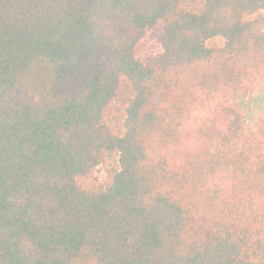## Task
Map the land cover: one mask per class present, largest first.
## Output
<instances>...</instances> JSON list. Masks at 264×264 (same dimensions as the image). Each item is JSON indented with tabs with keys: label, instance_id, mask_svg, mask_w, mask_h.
<instances>
[{
	"label": "trees",
	"instance_id": "1",
	"mask_svg": "<svg viewBox=\"0 0 264 264\" xmlns=\"http://www.w3.org/2000/svg\"><path fill=\"white\" fill-rule=\"evenodd\" d=\"M0 264H264V0H0Z\"/></svg>",
	"mask_w": 264,
	"mask_h": 264
},
{
	"label": "rangeland",
	"instance_id": "2",
	"mask_svg": "<svg viewBox=\"0 0 264 264\" xmlns=\"http://www.w3.org/2000/svg\"><path fill=\"white\" fill-rule=\"evenodd\" d=\"M210 44H212V45L216 44L218 46H222V41L221 40H215V41H211ZM97 177L99 178V180H102L104 178L102 170H100V173L98 172Z\"/></svg>",
	"mask_w": 264,
	"mask_h": 264
}]
</instances>
